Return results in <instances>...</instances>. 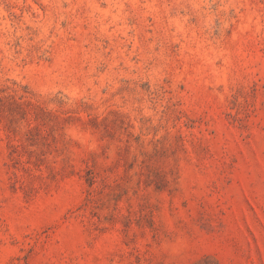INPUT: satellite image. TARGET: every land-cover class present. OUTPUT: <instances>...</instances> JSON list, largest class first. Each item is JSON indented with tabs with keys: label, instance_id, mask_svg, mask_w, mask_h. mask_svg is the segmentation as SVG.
<instances>
[{
	"label": "rangeland",
	"instance_id": "1",
	"mask_svg": "<svg viewBox=\"0 0 264 264\" xmlns=\"http://www.w3.org/2000/svg\"><path fill=\"white\" fill-rule=\"evenodd\" d=\"M0 264H264V0H0Z\"/></svg>",
	"mask_w": 264,
	"mask_h": 264
}]
</instances>
